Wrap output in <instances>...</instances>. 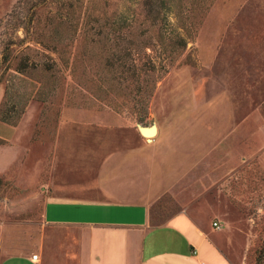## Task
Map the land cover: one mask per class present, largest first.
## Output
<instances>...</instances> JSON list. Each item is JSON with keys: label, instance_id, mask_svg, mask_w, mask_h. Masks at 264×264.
<instances>
[{"label": "rangeland", "instance_id": "rangeland-1", "mask_svg": "<svg viewBox=\"0 0 264 264\" xmlns=\"http://www.w3.org/2000/svg\"><path fill=\"white\" fill-rule=\"evenodd\" d=\"M149 2L0 0L9 254L38 253L48 200L105 202L103 170L118 156L182 154L199 168L155 201L151 225L186 210L219 223L232 264H264V0H159L158 19ZM151 126L149 141L139 128Z\"/></svg>", "mask_w": 264, "mask_h": 264}, {"label": "crops", "instance_id": "crops-1", "mask_svg": "<svg viewBox=\"0 0 264 264\" xmlns=\"http://www.w3.org/2000/svg\"><path fill=\"white\" fill-rule=\"evenodd\" d=\"M211 134L197 126L192 130L199 145L209 144ZM158 135L157 127L151 138ZM117 159L103 170L105 202L48 200L43 218L49 232L38 253L9 254L14 244L4 241L0 264H232L214 242L216 221L203 228L185 210L151 225L152 205L173 191L189 168H199L201 156L134 153Z\"/></svg>", "mask_w": 264, "mask_h": 264}, {"label": "trees", "instance_id": "trees-1", "mask_svg": "<svg viewBox=\"0 0 264 264\" xmlns=\"http://www.w3.org/2000/svg\"><path fill=\"white\" fill-rule=\"evenodd\" d=\"M159 0H150L149 2V13L153 19H158L160 16V11L162 9L161 5L158 4Z\"/></svg>", "mask_w": 264, "mask_h": 264}, {"label": "bare ground", "instance_id": "bare-ground-1", "mask_svg": "<svg viewBox=\"0 0 264 264\" xmlns=\"http://www.w3.org/2000/svg\"><path fill=\"white\" fill-rule=\"evenodd\" d=\"M141 133H142V135H143L144 137L150 139L151 137L156 136V134H157V127L155 126L154 129H153V128H148V129H144V128H143V131H142Z\"/></svg>", "mask_w": 264, "mask_h": 264}, {"label": "built area", "instance_id": "built-area-1", "mask_svg": "<svg viewBox=\"0 0 264 264\" xmlns=\"http://www.w3.org/2000/svg\"><path fill=\"white\" fill-rule=\"evenodd\" d=\"M214 227L217 228V229H219V228H220L219 223H218V222H215V223H214ZM32 258H33V260L36 261V260L38 259V256H37V255H34Z\"/></svg>", "mask_w": 264, "mask_h": 264}, {"label": "water", "instance_id": "water-1", "mask_svg": "<svg viewBox=\"0 0 264 264\" xmlns=\"http://www.w3.org/2000/svg\"><path fill=\"white\" fill-rule=\"evenodd\" d=\"M143 128H144V129H148V128H153V129H154L155 126H151V127H140V128H139L140 133L143 131ZM141 134H142V133H141Z\"/></svg>", "mask_w": 264, "mask_h": 264}]
</instances>
